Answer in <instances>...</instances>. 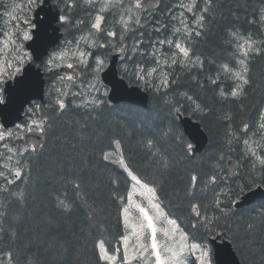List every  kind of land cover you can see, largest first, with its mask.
<instances>
[{
	"label": "trees",
	"instance_id": "16d2710c",
	"mask_svg": "<svg viewBox=\"0 0 264 264\" xmlns=\"http://www.w3.org/2000/svg\"><path fill=\"white\" fill-rule=\"evenodd\" d=\"M57 1L62 13L68 15L69 10L72 11V20L86 19L84 12L66 9ZM180 1L161 0L156 10H148L142 16L143 27L128 35L125 42L129 47L142 39L140 49L145 53L135 55L124 64L123 70H119L129 83L137 84L131 76L136 63L155 65L149 54L154 52L153 45L157 40L168 39L172 34V6L176 10ZM204 7H208L206 13L199 11L205 17L204 27L197 29L202 30L201 34L190 38L183 35L194 54L193 59L200 57L203 67L188 69L177 65L166 69L171 81L167 86L157 91L143 87L149 92L147 108L127 103L111 105L105 97H102L105 103L100 108L84 107L81 106L83 95H73L79 92L76 87L64 97L67 107L61 112L53 105L56 94L47 89L39 115L46 116L50 126L38 151L23 156V178L10 186L12 191H23L25 197L21 201L10 193L1 192L0 211L6 215L0 223V264H9V252L12 253V264H27L29 258L35 264H104L99 260L97 243L104 240L109 252H114L124 235L123 202L115 200L113 192L125 194L126 183L122 169L103 159V153L116 148L114 141L117 139L121 142L120 154L126 163L149 183L162 184V206L172 218H179L178 224L189 234L191 242L203 239L207 244L208 240L202 229L190 226L195 221L187 208L193 198L186 193L194 191V198L209 206L208 215L220 216L217 231L227 233V241L241 264H264V223L261 222L264 220V199L243 209L233 208V214L227 218L211 208L216 197L227 201L230 190L250 179H255L252 188L264 185V172L259 166L251 171L252 162L245 156L242 143L249 137L264 143L259 134L253 135L264 113V52L246 58L249 84L239 98L224 100L219 96L220 89L226 93L230 91L232 80L222 75L213 84L208 79L216 75L220 64L238 60L234 56L236 45L231 33L256 39L262 43L259 48L264 49V21L257 19L264 14V0H211L210 4L208 0H199L197 8ZM111 15L106 14L107 21ZM163 25L167 27H161ZM107 27L119 32L117 24ZM157 27H161L158 32L154 30ZM140 32L144 34L142 37ZM72 34L67 36L72 37ZM125 67L129 69V75H125ZM50 74L45 72L44 75L48 82ZM187 96L192 99L188 100ZM196 104L203 111H193ZM174 106L180 108L179 113L198 120L207 134L208 140L200 153H186L179 136L190 141L181 132ZM226 113L230 120L223 119ZM245 123L250 126L246 133L242 131ZM229 125L240 137L231 145L226 143ZM169 128L175 137L165 135ZM148 139L154 141V147L145 146ZM229 159L237 163L231 178L225 166ZM162 161H166V168L161 167ZM213 170L224 179L209 187L202 182L194 189L188 187L192 174L204 177ZM115 179H119V187L112 183ZM74 184H79L80 188H75ZM58 200L70 204V210L58 207ZM249 222L255 224L254 229L247 228ZM12 231L15 236L11 235Z\"/></svg>",
	"mask_w": 264,
	"mask_h": 264
},
{
	"label": "snow or ice",
	"instance_id": "6c2138e0",
	"mask_svg": "<svg viewBox=\"0 0 264 264\" xmlns=\"http://www.w3.org/2000/svg\"><path fill=\"white\" fill-rule=\"evenodd\" d=\"M45 0H26V3L16 4L13 11L6 9L4 15L9 17L12 23V29L0 31V85H4L8 80H16L20 77L23 68L21 65L25 63H31L32 55L30 52L20 53L19 41H31L35 42L33 35L36 25L32 24L27 14L21 17L18 14H13L17 9L23 10L27 8L30 12L36 8H40L44 4ZM66 9H74L77 7L85 9L86 19H79L76 21L77 25H87L86 31H81V35L65 43L64 48L57 54H54L45 61V68L51 71V66L55 65L56 68H64L68 71L63 74H58L57 79L63 83L65 81L73 86L76 85V81L82 77H87L89 83L87 85L88 92L97 93L91 100H85L83 105L87 107L91 105L93 109L100 108L105 101L102 97L108 96V90L105 87L101 92V86L103 84V77L101 73L106 74V66L109 63V59L112 56H118L122 63L133 60L135 55H145L140 49V45L143 43L142 39H137L135 43L129 47L125 42L129 34H135L143 27L142 16L140 13L144 10L145 0H59ZM211 0H208L210 4ZM179 7L184 8L188 13L193 14L194 24L189 26L184 20L179 22L183 25V28H173L174 39H160L153 45L157 51L150 53L152 60L156 67L146 69L143 66L136 64L131 70V76L138 80L143 81L146 84L149 83V78L154 77L158 71L168 69L179 65L182 68H196L203 67V62L200 57L193 59V53L189 47L187 40L183 42L180 39L181 33L186 38H190L192 35L199 36L201 34L197 29L204 27L205 17L203 14H196L197 0H191L190 3H181ZM113 10H116L119 18L116 20V24L119 26V32L115 28H108V21L106 14H111ZM201 13H206L208 7H204L200 10ZM264 12V10H262ZM183 16V13H181ZM56 22L61 26L70 22V17L66 14H59L54 17ZM175 19V17H173ZM260 19L264 21V14ZM19 21V24L16 23ZM161 27L166 28L167 25ZM161 27H157L154 30L160 31ZM144 34L140 32L142 37ZM232 42L235 43L234 56L238 57L232 62H225L219 65L216 75L209 76L208 79L211 83L216 84L221 76H225L233 81V86L227 93L224 89H220L219 96L226 100L229 97L239 98L245 92V86L249 84L247 78L248 66L246 58L252 55H260L264 52V49L258 48L256 42L251 38H243L239 33L233 32L230 34ZM115 41V43H114ZM167 45L170 49H174L169 55L162 47ZM5 52L11 56V59H4ZM15 53V55H12ZM5 69H12L11 72H6ZM125 75H129V69L125 67ZM14 73V74H13ZM195 79V78H194ZM171 81L168 79L167 74H162L161 86H167ZM18 86L22 92L27 91L30 88L29 82L21 78L17 80ZM67 86V85H66ZM57 95L53 98L54 107L63 111L67 107V103L64 99L68 92L61 89H54ZM3 88H0V105L6 103L5 96L3 94ZM73 95H83L81 92L73 93ZM188 100H191V96H187ZM174 110L179 113L180 108L174 106ZM193 111H203L199 104L195 105ZM30 116V125H25L29 132H38L40 135H44L48 124V118L46 116H40L36 119L31 117L36 116L37 113L42 112V107L36 105L34 108L28 109ZM223 119L230 120L231 117L226 113ZM3 126L0 125V128ZM20 128L19 125L16 126ZM250 126L245 123L243 125V132H248ZM259 134L261 140H264V114H261L259 123L257 125L256 133ZM165 135L176 134L171 128L165 132ZM22 137L17 135L13 130L0 131V144L4 148V152H0V178L4 180V184L0 185V192L10 193L13 197L23 201L25 193L23 191H12V185H15L18 180H21L24 176V167L21 163L20 157H23L28 152H35L37 146L31 145L23 149H17L14 144L8 143L13 139H21ZM180 142L185 145V151L187 154L194 155L196 146L192 142L184 140L183 136H179ZM240 137L237 132L229 125V130L226 132V143L231 145L234 141H238ZM145 146L148 148L154 147V141L151 139L146 140ZM245 149V156L251 159V171L254 172L259 168L264 172V143L258 140H254L251 137L242 140ZM117 150L121 147V142L117 139L114 141ZM110 153H103V159L109 160ZM223 157H221L222 159ZM118 163L122 168V175L126 183L125 194H121L118 191L113 192V198L117 201L124 202L125 205L133 206L138 215L134 218V222H130L129 217L131 213L128 206H124L121 209L122 223L126 230H130V235L134 237V242H130L129 235H121L120 240L122 242V248L124 250L123 257H118L115 254H111L106 247V242L100 240L96 245L99 251V260L106 262V264H115L118 259H121V264H188V256L194 257L193 264H214L213 249L207 247L204 240L201 239L196 243H188L189 234L182 231L178 224V217L172 218L171 214L166 212L162 206L161 194L163 191L162 184H156L155 182L149 183L142 176H140L135 169L126 163L121 156L119 161H113ZM161 167L166 168V161L161 162ZM11 176V179L9 178ZM224 177L220 176L215 170L210 171L204 177L197 174L190 176L188 187L194 189L199 183H204L205 187L216 185ZM117 187H119V179L112 181ZM255 184V179H250L245 184H240L235 190H230L227 201H221L219 197H216L211 205V208L227 218L230 214H233V206L239 207L246 196V189L252 190V185ZM74 187L79 189V184H74ZM190 199L187 211L189 216L195 221L190 223L193 229H202L205 237L215 241L217 239L224 240L227 233L224 231H217L219 226L220 216L208 215V205L196 200L194 191L186 193ZM139 196L146 198L147 203L133 204V197ZM165 199L167 197H164ZM58 207L63 208L65 211L70 210L71 205L64 200H58ZM179 208V206H177ZM6 213L0 211V223H3ZM264 223V220L261 221ZM170 226V227H167ZM248 229H254L255 224L249 222L247 224ZM179 233V235H177ZM12 236H15V231L11 232ZM158 236H162L163 239H158ZM131 249V255L129 250ZM9 257V264H12V253L7 254ZM27 264H35V261L31 258L28 259Z\"/></svg>",
	"mask_w": 264,
	"mask_h": 264
},
{
	"label": "water",
	"instance_id": "95a60500",
	"mask_svg": "<svg viewBox=\"0 0 264 264\" xmlns=\"http://www.w3.org/2000/svg\"><path fill=\"white\" fill-rule=\"evenodd\" d=\"M161 0H145V7L155 10L160 6ZM58 7L50 0H45L44 4L34 11L33 22L36 29L33 32L35 42L27 41L26 48L31 52L33 60L41 61L48 54V50L54 47L60 40L63 32L69 30L68 24L61 26L54 19L59 15ZM118 56H112L106 67V74L101 73L103 83L109 87L108 95L114 102L129 101L136 106L146 108L148 106V93L138 85H127L117 73ZM43 73L40 68H35L34 64L27 63L23 68L22 75L16 80L8 81L3 88L6 94V103L0 105V122L3 127L8 128L22 119V111L31 100H40L43 102L44 83ZM24 78L31 85L30 88L22 92L18 86L17 80ZM179 123L184 135L196 146V151L201 152L206 145L207 135L203 131L199 121L191 119V117L179 114ZM42 135L38 132H29L25 135V141L36 145L38 149L42 140ZM230 177L233 176L237 168V164L233 159L227 161ZM264 199V187L258 185L251 191L246 192L243 202L236 209H242L251 205L254 201ZM213 249V257L215 264H240L232 246L227 240L217 239L215 241L208 240Z\"/></svg>",
	"mask_w": 264,
	"mask_h": 264
},
{
	"label": "rangeland",
	"instance_id": "374dc122",
	"mask_svg": "<svg viewBox=\"0 0 264 264\" xmlns=\"http://www.w3.org/2000/svg\"><path fill=\"white\" fill-rule=\"evenodd\" d=\"M3 1V3H5L4 5H5V8L3 7L2 9H0V16H1V21H0V24H1V27H0V31H3V30H14V29H12V23L10 22V20H9V17L8 16H6V15H4V13H5V11H6V9L8 10V11H13V8H14V6L16 5V4H22V3H26V0H1L0 2H2ZM191 2V0H181L180 1V3L178 4V6H177V8H176V10L174 9V7L172 6V9H173V13H172V15H174L173 17H175V19L173 20L174 22H173V28L174 27H177V26H179V28H183V25L179 22L181 19L182 20H184L189 26L190 25H193L194 24V18H193V14L192 13H188L184 8H181V7H179V5L181 4V3H184V4H188V3H190ZM199 2V0H197V3ZM201 9H199V8H197L196 9V14L197 15H199V14H201L199 11H200ZM146 11L147 10H143L141 13H140V15L141 16H145L146 15ZM32 12L33 11H29L26 7L25 8H23V10L21 11V10H19V9H17L15 12H13V14H18V15H20L21 17H23L25 14H27V16H28V18H29V20L31 21V23H32V16L33 15H31L32 14ZM181 13H183V16L181 15ZM118 18H119V16H118V14H117V12H116V10H113V12H112V15H111V17L109 18V20H108V24H109V26H114L115 24H116V20H118ZM114 21H115V23H114ZM16 23L17 24H19V21H16ZM33 24V23H32ZM172 34L170 35V37L168 38V39H174L175 37H174V34H173V30H172V32H171ZM263 33V32H262ZM180 35V39H181V41L183 42L184 40H183V33H181V34H179ZM241 37H243V36H241ZM243 38H248V37H243ZM252 40H254V39H252ZM255 42H256V40H254ZM67 41H64V43H63V45H62V47L60 48V50H59V48H57V49H54V50H52V52L44 59V65H45V61H47L48 59H49V57L50 56H52V55H54V54H57L59 51H61L63 48H64V46H65V43H66ZM263 47H264V39H263ZM24 43H25V41H19L18 42V46H20V45H22V47H20V53L21 54H23L24 52H26L27 50L25 49V47H24ZM256 45H257V47L259 48L261 45H262V43H259V42H256ZM160 47H162L166 52H168V54L170 55L171 54V52L172 51H174V49H170L167 45H163V46H160ZM154 52L155 51H157V49L156 48H154V50H153ZM12 55H15V53H13ZM4 59H11V56H9L8 55V53L7 52H5V55H4ZM126 63H128V61L127 62H124V63H122V61H120L119 62V65H118V70H120V69H122L123 70V66H124V64H126ZM136 64H139V65H141V66H145L146 67V69H150L151 67H156V65H153V66H147L145 63H136ZM24 65V64H23ZM23 65H21V67L23 66ZM45 67V66H44ZM144 67V68H145ZM51 71H49L48 69H46L45 68V70L46 71H48V72H53V76H52V81H51V83H50V88L52 89V91L57 95V93L54 91V89H61V90H63V91H66V92H68V91H70L71 89H75L76 87H78V91L79 92H81V93H83V98H81L82 100H81V103H84V101L85 100H89V97L90 98H92L93 96H96L97 95V93H95V92H92L91 94H89V92H88V88H87V85H88V83H89V81H88V79H87V77H82L81 79H78L77 81H76V85L75 86H73V85H71V84H68V82L67 81H65V82H63V83H61V82H59L58 81V79H57V75L58 74H63L64 72H66V71H68L67 69H64V68H56L55 67V65H52L51 66ZM6 70V72H11V71H13L12 69H5ZM166 69H163L162 67H161V70L160 71H158V73L154 76V77H152V78H149V83H145V82H143V81H138V80H136L135 79V81H137V84H139V85H141V86H143V87H147V88H151L153 91H157V90H159L160 88H162V86H161V79H162V74H164V73H166L167 71H165ZM14 74V73H13ZM67 85V86H66ZM105 85L104 84H102V86H101V92H103L104 91V89H105ZM0 88H3V85H0ZM107 88V87H106ZM107 90H108V88H107ZM37 104H35V105H32V106H29L28 107V109L29 108H34L35 106H36ZM264 114V113H263ZM32 119H36L37 118V116H33V117H31ZM19 126H20V128L19 129H17V127H13V128H11V129H8V130H13V131H16L17 132V135L18 136H20V137H23V135H24V133L26 132V131H28V128L27 127H25V125H30V116H29V112H28V115L26 116V118H25V120L23 121V122H21V123H19L18 124ZM17 126V125H16ZM3 129L2 128H0V131H2ZM21 141H19L18 139H13V140H11V141H8V143H10V144H14L15 145V147L17 148V149H23V148H25V147H30L28 144H26V143H24V141H22V143H20ZM5 150H4V148H3V146H2V144H0V152H4ZM109 153L111 154L110 155V160L113 162V161H119V159L121 158L120 156H121V154H120V151H118L117 149H115V150H112V151H109ZM20 160H22V157H20ZM115 163V162H114ZM116 164H118V163H116ZM122 169V168H121ZM0 171H5L4 169H0ZM9 178H10V176H9ZM4 184V180L2 179V178H0V185H3ZM137 203H144V204H146L147 203V200H146V198H142V197H139V196H134L133 197V204H137ZM124 206H128L129 207V211H130V213H131V216L129 217V219H130V222H134V218L138 215V212L136 211V209L133 207V206H129V205H125L124 204V202L122 203V207H124ZM121 207V208H122ZM122 220V219H121ZM167 227H170V226H167ZM124 235H129V239H130V242H134V237H132L131 235H130V230H126L125 228H124ZM177 235H179V233H177ZM158 239H163V237L162 236H158ZM188 243L189 244H191V243H193V242H190L189 240H188ZM121 250H120V253L119 252H115V253H111V254H115V255H117L118 257H123V254H124V250H123V248H122V242H121ZM207 247H210L209 245L207 246ZM129 254L131 255V249L129 250ZM193 260H194V257L193 256H191V255H189L188 256V264H193ZM120 261H121V259H118L116 262H115V264H120ZM104 262V261H103ZM7 264H8V262H7ZM104 264H106V262H104ZM133 264H137V262H133Z\"/></svg>",
	"mask_w": 264,
	"mask_h": 264
},
{
	"label": "flooded vegetation",
	"instance_id": "af4514ba",
	"mask_svg": "<svg viewBox=\"0 0 264 264\" xmlns=\"http://www.w3.org/2000/svg\"><path fill=\"white\" fill-rule=\"evenodd\" d=\"M5 3L0 2V9H2L3 7L5 8ZM76 11H79V12H84L85 13V9L83 8H80V7H77V8H74ZM1 15V14H0ZM79 20V19H78ZM0 21H1V16H0ZM76 21L77 20H72L70 21L71 24H70V27H69V34H72V36L76 33V32H79L81 33V31H86L87 30V25H77L76 24ZM0 27H1V24H0ZM179 28V26H178ZM1 30V29H0Z\"/></svg>",
	"mask_w": 264,
	"mask_h": 264
},
{
	"label": "bare ground",
	"instance_id": "6f19581e",
	"mask_svg": "<svg viewBox=\"0 0 264 264\" xmlns=\"http://www.w3.org/2000/svg\"><path fill=\"white\" fill-rule=\"evenodd\" d=\"M260 14V13H259ZM227 18V17H226ZM257 18V17H256ZM257 19H260V18H257ZM256 19V20H257ZM263 25V24H262ZM263 29H264V27H263ZM261 30H262V26H261ZM202 31V30H201ZM200 31V32H201ZM260 31V30H259ZM195 37V36H194ZM247 37V36H246ZM263 37H264V31H263ZM256 40V39H255ZM214 68V67H213ZM174 71V70H173ZM53 74V73H52ZM52 74H50L51 76L49 77V79L50 80H52L51 78H52ZM227 79V78H226ZM148 92V91H147ZM148 94H149V92H148ZM110 103H111V105L112 104H119V103H127V104H131V105H134L133 103H131V102H129V101H119V102H114L113 100H112V98H109V95L108 96H106L105 97ZM135 106V105H134ZM179 114V113H178ZM192 119V118H191ZM195 120V119H194ZM258 120V119H257ZM195 121H197L198 122V120H195ZM202 126V125H201ZM225 240H228V238H227V236H226V238H225ZM230 242V241H229ZM237 258H238V256H237ZM238 260H239V258H238ZM239 263L241 264V262H240V260H239Z\"/></svg>",
	"mask_w": 264,
	"mask_h": 264
}]
</instances>
